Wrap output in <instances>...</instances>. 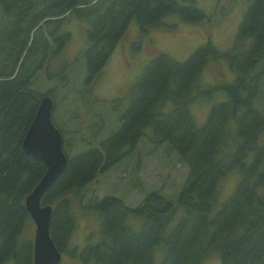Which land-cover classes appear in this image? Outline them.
<instances>
[{"label": "trees", "instance_id": "obj_1", "mask_svg": "<svg viewBox=\"0 0 264 264\" xmlns=\"http://www.w3.org/2000/svg\"><path fill=\"white\" fill-rule=\"evenodd\" d=\"M103 2L0 0L5 19L0 27V264L8 259L33 264L32 239L22 237L31 220L24 198L46 166L26 154L21 144L41 96L54 97L51 90L34 91L31 83L49 51L67 41L62 26L68 15L91 23L83 53L85 83L102 70L131 19L146 32L152 27L174 29L163 21L171 14L185 22L206 18L192 0H112L105 7ZM222 61L235 78L218 88L226 99L215 103L198 125L189 107L203 93L201 72ZM263 85L264 0H251L227 51L208 40L184 61L159 52L135 84L119 125L97 144L93 140L99 133L93 139L81 136L88 147L67 155L66 169L43 196L42 204L60 198L50 224L57 248L61 251L74 227L68 195L83 198L81 188L121 161L151 129L154 139L169 142L188 166L181 189L175 198L152 191L136 206L112 195L96 199L100 239L84 247L82 259L93 264H153L155 252H160L161 264H202L216 254L220 264H264V115L255 105ZM248 155L252 160L246 164ZM235 171L240 180L234 192L217 204L220 180ZM176 205L183 213L167 231ZM129 217L142 220L139 230L127 224Z\"/></svg>", "mask_w": 264, "mask_h": 264}, {"label": "rangeland", "instance_id": "obj_2", "mask_svg": "<svg viewBox=\"0 0 264 264\" xmlns=\"http://www.w3.org/2000/svg\"><path fill=\"white\" fill-rule=\"evenodd\" d=\"M111 1L104 0L103 7ZM192 1L206 15V18L198 23L185 22L177 15L171 14L163 21L165 24L174 25V29L162 30L152 27L146 32H141L136 20L131 19L102 70L90 83H85L86 64L83 53L91 23L77 18L74 14L68 15L62 26V30L69 34L67 41L57 51L53 52L54 48L49 51L50 55L31 83L34 91L46 93L51 90L54 94L52 119L63 130V147L67 143L64 150L68 156L75 155L86 146L81 141V136L93 139L92 135L99 133L93 140V144H97L119 125V116L125 111L135 84L139 82L150 60L159 52L168 53L176 60L184 61L208 40L222 52L233 45L251 0ZM179 2L183 3L185 0ZM4 21L0 5V27ZM234 74L225 61L210 65L201 72L199 89L203 93L191 108L189 107L198 125L206 121L215 103L226 99L224 91L218 88L223 84L232 83ZM113 100H118V103ZM255 105L264 115V85ZM229 140L228 137L226 143ZM251 160L252 155H248L246 164ZM187 173L188 166L180 161L172 145L167 141L158 143L152 135V130L146 129L121 161L98 173L81 188L83 198L73 193L68 195L74 215V227L61 248L63 264H93L91 259H82L81 253L88 243L93 244L100 239L101 215L93 208L96 199L112 195L121 198L129 206H136L147 193L155 190L175 198ZM239 180L237 171L226 174L220 180L217 204L229 198ZM59 199L49 204L54 207ZM182 213L183 210L179 207L167 231L176 225ZM27 224L22 237H30L33 242L35 225L32 220ZM127 224L139 230L142 220L129 217ZM162 257L160 252H155L153 264H161ZM4 264L13 263L8 259ZM202 264H220L218 254Z\"/></svg>", "mask_w": 264, "mask_h": 264}, {"label": "water", "instance_id": "obj_3", "mask_svg": "<svg viewBox=\"0 0 264 264\" xmlns=\"http://www.w3.org/2000/svg\"><path fill=\"white\" fill-rule=\"evenodd\" d=\"M53 109L52 97L48 94L42 95L21 144L26 154L46 166L37 184L24 198V206L35 225L32 242L33 264L61 263V251L50 233L53 207L50 204H42L43 196L62 175L68 161L62 132L52 120Z\"/></svg>", "mask_w": 264, "mask_h": 264}, {"label": "flooded vegetation", "instance_id": "obj_4", "mask_svg": "<svg viewBox=\"0 0 264 264\" xmlns=\"http://www.w3.org/2000/svg\"><path fill=\"white\" fill-rule=\"evenodd\" d=\"M62 260H63V257H62V252H61V263L60 264H63Z\"/></svg>", "mask_w": 264, "mask_h": 264}]
</instances>
